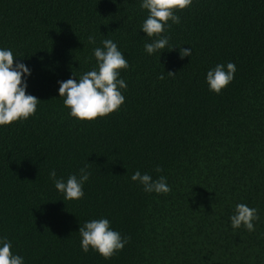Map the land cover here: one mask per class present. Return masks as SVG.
<instances>
[{"label": "trees", "instance_id": "1", "mask_svg": "<svg viewBox=\"0 0 264 264\" xmlns=\"http://www.w3.org/2000/svg\"><path fill=\"white\" fill-rule=\"evenodd\" d=\"M141 3L0 0V49L30 69L26 94L40 100L0 126V239L23 264H264V0H193L160 56L145 51ZM105 39L129 63L125 101L79 120L58 82L98 70ZM229 62L234 79L216 94L207 72ZM85 165L83 198L66 200L50 172L66 182ZM136 171L171 191L145 192ZM240 203L257 210L252 232L232 227ZM101 218L129 238L110 259L81 248L80 226Z\"/></svg>", "mask_w": 264, "mask_h": 264}, {"label": "clouds", "instance_id": "2", "mask_svg": "<svg viewBox=\"0 0 264 264\" xmlns=\"http://www.w3.org/2000/svg\"><path fill=\"white\" fill-rule=\"evenodd\" d=\"M193 0H142L140 7L147 9L149 15L142 24V30L152 39L151 43H145V51L153 54L164 50H172L169 45V37L165 35L166 26L179 24L180 17L175 13L192 5ZM91 44H95L93 36L88 37ZM103 47H96L94 56L98 63V70L93 69L84 73L78 80L69 78L59 81V96L64 97V105L70 109V115L79 120H95L105 117L114 111H118L124 103L125 97L120 89H126L127 84L120 79L121 70H127L129 63L117 44L111 39L102 41ZM192 50L180 48V57L191 56ZM15 58L10 49H0V126L9 125L18 120H26L36 113L39 99L26 94L27 84L25 76L30 75V69L21 62H14ZM236 66L227 64V70L223 64H217L214 69L207 72L206 80L211 91L220 94L234 79ZM169 76H175V72H167ZM74 76L75 73H73ZM159 79L163 80L161 74ZM87 165L80 169V176L69 175L65 182L62 178H56L55 170L50 172L55 188L64 194L66 200H79L83 198V185L89 179L90 173L86 171ZM157 172L162 169L157 166ZM131 179L143 185L145 192L167 194L171 188L166 183V177L160 176L153 179L151 175L141 174L136 171ZM233 229L241 226L249 232L255 230L253 221L259 219L257 210L244 203L236 205L235 214L230 217ZM81 235V248L87 253L89 249L97 251L105 259L112 258L121 251L128 242V237L110 228L108 219H98L85 222L79 228ZM0 264H23V258L14 255L11 251V242L6 238L0 239Z\"/></svg>", "mask_w": 264, "mask_h": 264}]
</instances>
